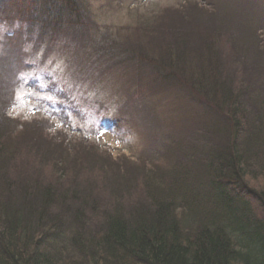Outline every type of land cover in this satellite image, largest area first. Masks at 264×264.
I'll return each instance as SVG.
<instances>
[{"label": "trees", "instance_id": "1", "mask_svg": "<svg viewBox=\"0 0 264 264\" xmlns=\"http://www.w3.org/2000/svg\"><path fill=\"white\" fill-rule=\"evenodd\" d=\"M47 1L43 14L54 40L62 38L67 51L76 44L82 50L92 35L88 10L80 0ZM26 2L40 18L37 0ZM211 12L191 1L171 22L161 16L138 26L154 39L142 44L130 35L116 64L131 63L139 73L155 74L149 77L154 89L184 95L199 110L190 114L204 122L196 139L216 144L187 152L192 135L168 141L169 152H162L174 163L141 166L151 168L147 175L133 162L116 164L94 150L88 153L96 157L65 160L63 133L27 148L38 169L13 168L25 150L0 140V264H264V190L245 180L264 167V29L219 7ZM155 46L151 56L148 48ZM211 108L225 119L201 115ZM5 115L0 130H12ZM31 128V136L42 137L36 123ZM46 169L51 177L42 181ZM66 231L70 241L58 245Z\"/></svg>", "mask_w": 264, "mask_h": 264}, {"label": "rangeland", "instance_id": "2", "mask_svg": "<svg viewBox=\"0 0 264 264\" xmlns=\"http://www.w3.org/2000/svg\"><path fill=\"white\" fill-rule=\"evenodd\" d=\"M3 1H0V115L6 114L5 117L12 120H8L10 125L5 127L12 130H0V140L13 150L16 147L25 150L24 157L19 158L13 168L25 167L28 171L37 160L27 148L56 133L67 137L69 146L63 152L69 156L65 159L69 162L96 157L88 153L94 150L99 157L109 158L116 164L133 162L139 168L156 164L168 169L174 163L172 159L168 162L162 152H169L168 141L175 145L178 138L185 140L190 134L192 141L187 138V152L193 150V146L198 152L204 151L203 146L205 150L208 145L213 147L217 141L214 138L213 143L210 138L206 142L205 136L196 139L195 132L201 130L204 122L199 116L194 119L190 114L199 110L193 108L184 95L164 88L162 92L154 89L153 79L149 77L154 78L155 74L139 73L131 63L116 64L120 62L119 55L127 50L123 46L125 39L130 41L128 37L135 34L142 39V44L152 41V35L138 33L137 27H147L156 21L155 17L161 16L164 20L171 18V22V16L191 1L199 2L204 12L212 13L219 7L224 14L241 18L253 28L264 29V0H216L215 6L213 0H80L84 10H88L85 27L92 35L84 39L87 46L83 43L82 50L76 44L75 49L67 51L62 38L54 40L57 33L52 32L49 16L43 14L49 1L37 0L39 10L36 14H42L40 18L33 15V8L26 0ZM148 50L155 56L158 48ZM67 104L71 112H64ZM207 110L210 111H203L201 115L225 119L214 108ZM119 119L121 129H112L111 122ZM32 122L43 130L41 138L31 136ZM102 123L112 130L97 133ZM14 128L19 133H15ZM184 146L185 143L181 150ZM207 154L209 159L217 160L209 152ZM57 157L64 158L59 154ZM34 167L38 169V164ZM47 170L50 169H46L44 175L49 176H43L42 181L51 177ZM138 171L151 174L149 167ZM252 173L255 177L252 174L249 175L252 179L245 180L263 191L264 167L263 171L252 170ZM60 181L64 183L63 179ZM66 232L59 236L58 245L66 246V241H70L71 234Z\"/></svg>", "mask_w": 264, "mask_h": 264}]
</instances>
